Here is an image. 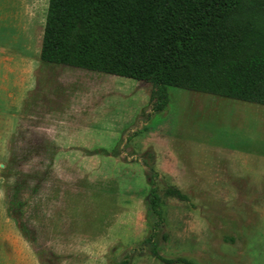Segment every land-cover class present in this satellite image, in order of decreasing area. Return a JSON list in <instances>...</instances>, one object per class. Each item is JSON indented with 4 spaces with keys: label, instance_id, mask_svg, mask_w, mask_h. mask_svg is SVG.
Here are the masks:
<instances>
[{
    "label": "rangeland",
    "instance_id": "obj_1",
    "mask_svg": "<svg viewBox=\"0 0 264 264\" xmlns=\"http://www.w3.org/2000/svg\"><path fill=\"white\" fill-rule=\"evenodd\" d=\"M47 4L0 0V264H264V106L43 63Z\"/></svg>",
    "mask_w": 264,
    "mask_h": 264
},
{
    "label": "trees",
    "instance_id": "obj_2",
    "mask_svg": "<svg viewBox=\"0 0 264 264\" xmlns=\"http://www.w3.org/2000/svg\"><path fill=\"white\" fill-rule=\"evenodd\" d=\"M39 58L150 83L154 111L168 86L264 106V0H48ZM22 189L18 178L10 211ZM165 193L187 199L177 187ZM159 200L152 186L149 207L161 221Z\"/></svg>",
    "mask_w": 264,
    "mask_h": 264
},
{
    "label": "crops",
    "instance_id": "obj_3",
    "mask_svg": "<svg viewBox=\"0 0 264 264\" xmlns=\"http://www.w3.org/2000/svg\"><path fill=\"white\" fill-rule=\"evenodd\" d=\"M5 1H6L7 6L9 5V7H11V8L14 7V0H5ZM12 20H13V11L11 9V23H12ZM6 60L8 61V57H6Z\"/></svg>",
    "mask_w": 264,
    "mask_h": 264
}]
</instances>
